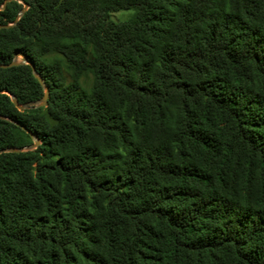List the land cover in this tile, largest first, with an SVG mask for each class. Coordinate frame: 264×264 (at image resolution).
Returning a JSON list of instances; mask_svg holds the SVG:
<instances>
[{
	"label": "trees",
	"instance_id": "16d2710c",
	"mask_svg": "<svg viewBox=\"0 0 264 264\" xmlns=\"http://www.w3.org/2000/svg\"><path fill=\"white\" fill-rule=\"evenodd\" d=\"M18 53L0 264H264V0H9Z\"/></svg>",
	"mask_w": 264,
	"mask_h": 264
},
{
	"label": "water",
	"instance_id": "95a60500",
	"mask_svg": "<svg viewBox=\"0 0 264 264\" xmlns=\"http://www.w3.org/2000/svg\"><path fill=\"white\" fill-rule=\"evenodd\" d=\"M7 1L9 0H6V2L0 6V9H3L7 3ZM27 8V3H25V7L21 10V14L25 11V9ZM23 56V55H21ZM25 61L26 63H29L33 69V72L35 73V75L37 76V78L40 80V82L42 83V85L44 86L45 88V95L43 96V98L41 99L40 102H28V103H25V104H19L16 100V98L11 94L9 93L12 97H13V101L14 103L20 108V109H26V108H30V107H33V106H37V105H44L47 101V96H48V86L46 85V83L44 82V80L42 79V77L37 73L36 71V66H35V63L31 60H28L26 57H25ZM20 61L14 59L12 62L10 63H0V66L1 67H8V66H12V65H15V64H18ZM0 92H7L6 90H1L0 89ZM0 117H2V115L0 114ZM11 121H14L13 119L10 118ZM25 129H27L24 125H22ZM28 132L32 135L33 139H34V142L30 145H27V146H24V147H18V148H3L0 150V153L1 152H4V151H23V150H27V149H33V148H36L38 146V144L40 143L39 139L37 137H35L33 135V133L27 129Z\"/></svg>",
	"mask_w": 264,
	"mask_h": 264
},
{
	"label": "rangeland",
	"instance_id": "374dc122",
	"mask_svg": "<svg viewBox=\"0 0 264 264\" xmlns=\"http://www.w3.org/2000/svg\"><path fill=\"white\" fill-rule=\"evenodd\" d=\"M134 15V9H122L111 12V18L116 21H124L131 19ZM16 60H22V56L18 53L16 56Z\"/></svg>",
	"mask_w": 264,
	"mask_h": 264
}]
</instances>
